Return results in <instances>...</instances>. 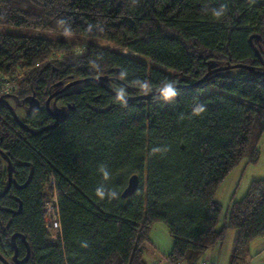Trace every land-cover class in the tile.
<instances>
[{"label":"trees","instance_id":"16d2710c","mask_svg":"<svg viewBox=\"0 0 264 264\" xmlns=\"http://www.w3.org/2000/svg\"><path fill=\"white\" fill-rule=\"evenodd\" d=\"M0 24L105 42L0 31V73L20 74L9 95L31 129L0 104V149L12 164L0 197L1 257L15 264L17 249V264H148L149 233L162 221L172 261L216 264L209 250L232 229L229 264L243 262L264 236V177L231 201L220 229L216 194L243 159L259 161L264 74L234 67L236 75L190 85L211 63L264 72V0H0ZM79 79L50 102L61 100L66 116L35 133L55 121L49 95ZM170 85L174 96L156 92ZM53 174L56 240L44 221ZM132 174L137 189L124 197ZM8 179L0 154V193Z\"/></svg>","mask_w":264,"mask_h":264},{"label":"rangeland","instance_id":"374dc122","mask_svg":"<svg viewBox=\"0 0 264 264\" xmlns=\"http://www.w3.org/2000/svg\"><path fill=\"white\" fill-rule=\"evenodd\" d=\"M0 31L10 32L13 34H28L36 35L43 37H52V38H62V39H78L85 43L87 42H98L105 45V42L99 39H90L84 37H76L75 35L47 31L41 29L25 28L12 25H3L0 24ZM127 52V51H125ZM216 64L211 63V68H216ZM220 74H229L236 75L239 73L238 68H232L228 70H223L218 72ZM16 96H10V103L17 107L19 114L24 115L22 108L19 107L16 101ZM53 107H59L63 104L61 100H56L53 102ZM259 148L261 151L259 161L257 163L249 162L247 163L243 159L223 180L219 185L216 194V200L222 204L223 210L217 224V229H220L224 224L226 216L228 214V209L230 208L231 201L241 199L247 192L249 185L253 179L264 177V133L259 141ZM151 241L147 243V261L152 259L160 260L162 257L160 254H165L170 252L173 246V238L169 233L166 223L162 221L155 222L149 233ZM234 231L228 229L225 235V241L221 245H216L209 250V254L212 256V259L216 261V264H229V256L231 253V245L233 241ZM154 246H156L154 250ZM219 246H222L219 248ZM157 248H159L157 250ZM151 249L153 253H151ZM160 251V252H159ZM157 256H154V253H158ZM154 256L153 258H150ZM241 264H264V236H259L253 239L250 245L249 252L247 253L245 259Z\"/></svg>","mask_w":264,"mask_h":264},{"label":"water","instance_id":"95a60500","mask_svg":"<svg viewBox=\"0 0 264 264\" xmlns=\"http://www.w3.org/2000/svg\"><path fill=\"white\" fill-rule=\"evenodd\" d=\"M234 67H241V68H246L248 69L250 72L252 73H256V74H264L263 71H259L257 69H254L252 68L251 66H248V65H245V64H241V63H237V64H233V65H224V66H218L216 68H210L207 73L199 80L195 81L194 84H191L190 86H197V85H200L201 83H204L207 78L210 76V75H213L215 74L216 72H220V71H223V70H226V69H229V68H234ZM87 80V79H86ZM101 84L105 85V81L107 80L106 77H100L97 79ZM82 81H85V80H75V81H71L69 83H66L61 89H58V90H55L53 91L49 97L47 98L46 102H45V107L46 109L52 114V116L55 118V121L49 125V126H46L44 128H41L39 129L38 131H36L35 133H40L46 129H50V128H54L56 127L58 124H59V121L61 118L65 117L66 114H67V111L65 109V107H54V108H51L50 107V102L51 100L58 96L59 94L63 93L68 87H70L71 85L75 84V83H81ZM106 87H108L107 85H105ZM175 85H170L166 88H163L161 90H157L156 92L158 93L159 91H163V90H166L170 87H173ZM108 89L111 90L110 87H108ZM10 95H6V96H2L0 97V104H6L10 107L11 109V112L12 114L14 115L15 118H17L18 122L24 127L26 128L27 130H31L27 125H25L18 117V115L16 114L14 108H13V105L9 102V100L7 99V97H9ZM29 106L30 108L31 107H38L39 106V101L37 100V98H30L29 99ZM65 106V105H64ZM68 111L69 109H72V105H66ZM0 154H2L5 158V160L7 161V168H8V176H9V179H8V184L5 188V190L0 193V197H2L4 194H6L8 192V190L10 189L11 187V184H12V176H11V173H12V164H11V161L8 159V157L3 153V151L0 149ZM138 183H139V177L137 174H132L129 179H128V183L126 185V187L124 188L123 192H122V195L124 197H128L130 195H132L136 189H137V186H138ZM19 236V234H14L12 236V240L14 241L15 238ZM23 240L26 242L25 238L23 237ZM27 246H28V255H29V251H30V248H29V245L28 243L26 242ZM18 251L16 249V252H15V255H14V262L15 264H17L19 262L18 260ZM0 258H2V260L6 263V264H11L10 262H7L3 257L0 256Z\"/></svg>","mask_w":264,"mask_h":264},{"label":"built area","instance_id":"2783aa9c","mask_svg":"<svg viewBox=\"0 0 264 264\" xmlns=\"http://www.w3.org/2000/svg\"><path fill=\"white\" fill-rule=\"evenodd\" d=\"M20 74L17 72H2L0 73V97L13 94L18 88V77ZM50 185L52 186V191L50 193L49 200L44 202L45 204V216L44 221L46 227L51 233V238L56 240L61 234V217L60 209L58 204V190H57V178L53 174L50 177ZM160 260H149L148 264H185L184 262H175L161 255Z\"/></svg>","mask_w":264,"mask_h":264},{"label":"clouds","instance_id":"9594fccd","mask_svg":"<svg viewBox=\"0 0 264 264\" xmlns=\"http://www.w3.org/2000/svg\"><path fill=\"white\" fill-rule=\"evenodd\" d=\"M176 93H175V90L174 89H171V88H169V89H167L166 90V92H165V95L166 96H169V97H171V96H174ZM201 111H202V109H200ZM155 151V150H154ZM106 176H107V173L105 174ZM100 195H102V193H100ZM159 253V252H158ZM161 255H164V254H160V256ZM153 260V259H152Z\"/></svg>","mask_w":264,"mask_h":264},{"label":"crops","instance_id":"0c3cea01","mask_svg":"<svg viewBox=\"0 0 264 264\" xmlns=\"http://www.w3.org/2000/svg\"><path fill=\"white\" fill-rule=\"evenodd\" d=\"M156 246H154V250H155ZM159 248H157L158 250ZM160 252V251H159ZM151 253H153V250L151 249ZM159 253H154V256H157ZM154 256H151L150 258H153Z\"/></svg>","mask_w":264,"mask_h":264}]
</instances>
